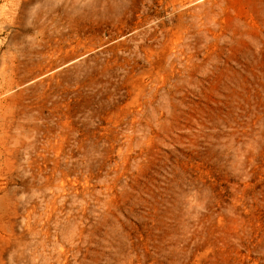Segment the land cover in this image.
Segmentation results:
<instances>
[{
    "label": "rangeland",
    "instance_id": "rangeland-1",
    "mask_svg": "<svg viewBox=\"0 0 264 264\" xmlns=\"http://www.w3.org/2000/svg\"><path fill=\"white\" fill-rule=\"evenodd\" d=\"M0 264H264V0H0Z\"/></svg>",
    "mask_w": 264,
    "mask_h": 264
}]
</instances>
